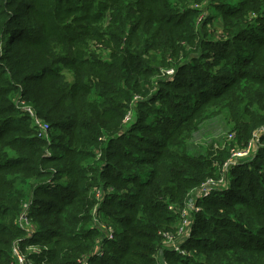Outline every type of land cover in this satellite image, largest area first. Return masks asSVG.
Returning a JSON list of instances; mask_svg holds the SVG:
<instances>
[{"label":"trees","instance_id":"trees-1","mask_svg":"<svg viewBox=\"0 0 264 264\" xmlns=\"http://www.w3.org/2000/svg\"><path fill=\"white\" fill-rule=\"evenodd\" d=\"M216 116L233 146L264 126V0H0V264L25 203L37 234L23 245L48 248L36 264H264V137L198 201L186 255L164 244L230 156L187 152Z\"/></svg>","mask_w":264,"mask_h":264},{"label":"built area","instance_id":"built-area-1","mask_svg":"<svg viewBox=\"0 0 264 264\" xmlns=\"http://www.w3.org/2000/svg\"><path fill=\"white\" fill-rule=\"evenodd\" d=\"M166 80H173L176 76L175 68L167 69L164 73ZM140 98L136 97L135 102L139 101ZM17 106L20 109L25 110L32 117L34 125L39 129L41 136L49 140L50 139V127L47 123L41 121L36 111L28 107L25 101H18ZM134 117V118H133ZM135 119V108L129 111L125 123L131 124ZM231 130V129H230ZM264 137V126L257 129L251 139L244 144L242 147L234 145L230 149V157L229 159L222 165L221 171L224 176L227 172H229L230 168L235 165H240V163L248 164L256 157L258 151L263 147L262 139ZM230 142L234 143L236 139V133L232 132L229 136ZM51 184V181L48 182ZM230 186L229 181H225L224 178L215 179L211 178L204 182L198 189L194 190L188 197L186 206L180 211V220L181 225L179 226L176 234L166 235L165 236V247L174 249L178 254L186 255V250L183 248V245L188 241L190 236V223L193 217L192 215L197 214L201 211L200 206L198 205V201L201 199L208 198L212 196L213 193L217 191H222L227 189ZM31 207L32 204L25 203L22 208V212L17 219V225L20 229H22L26 235L25 238L19 239L14 243L13 246V257L14 260L10 264H36L30 258L34 255H41L44 252L48 251L46 246L40 244L30 243L27 245H23L26 240H31L36 234L37 230L33 224L31 218ZM104 233H106L109 239L113 238V228L105 226ZM98 255H102L101 251L97 252ZM42 264H47V260H44ZM87 264V261H85ZM157 264H169L165 258L164 253L161 252L158 255V263Z\"/></svg>","mask_w":264,"mask_h":264},{"label":"rangeland","instance_id":"rangeland-1","mask_svg":"<svg viewBox=\"0 0 264 264\" xmlns=\"http://www.w3.org/2000/svg\"><path fill=\"white\" fill-rule=\"evenodd\" d=\"M34 1L41 7L43 0ZM22 3L25 4V1ZM214 13H217V11L215 10ZM230 128V124L227 123L223 116H216L202 122L197 131L193 134L192 139L188 141L186 145L187 152L194 157H206L211 154V158H219L221 155L226 156L227 152L230 155V149L233 147V144L229 139L231 133ZM228 158L225 161H227ZM244 164L245 163L241 162L240 165L232 166L230 169ZM232 177L233 174L231 172H227L224 176L223 172L220 170V174L215 175L213 178H224L225 181L231 182ZM64 181L67 182L68 179H65ZM18 190L24 192L25 194L30 192V188L27 186H20L18 187ZM174 234H176V232Z\"/></svg>","mask_w":264,"mask_h":264}]
</instances>
